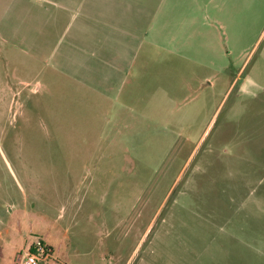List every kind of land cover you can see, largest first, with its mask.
<instances>
[{
	"label": "rangeland",
	"instance_id": "rangeland-1",
	"mask_svg": "<svg viewBox=\"0 0 264 264\" xmlns=\"http://www.w3.org/2000/svg\"><path fill=\"white\" fill-rule=\"evenodd\" d=\"M184 1L207 56L169 77L176 120L207 95L178 136L162 94L154 117L106 131L103 109H90L102 95L87 86L102 66L84 81L48 79L73 15L0 0V264H24L38 242L39 264H264V0Z\"/></svg>",
	"mask_w": 264,
	"mask_h": 264
},
{
	"label": "crops",
	"instance_id": "crops-1",
	"mask_svg": "<svg viewBox=\"0 0 264 264\" xmlns=\"http://www.w3.org/2000/svg\"><path fill=\"white\" fill-rule=\"evenodd\" d=\"M41 1L70 13L74 18L72 27L66 33L71 48L64 51V57L61 54L58 56L48 79L54 81V75L59 74L76 82L84 81L82 78L97 75L94 74L97 73V64L102 66L103 70L98 72L103 76L102 80L96 81L95 78V82L88 81L87 86L94 93L92 98L102 95V102L92 103L90 109L92 117H98L94 110L103 109L106 131H109V126L125 125L131 116L134 120L144 114L154 117L153 112L146 110L154 109L160 94L163 98L167 97L166 103L172 101L175 105L173 97H168L169 77L176 70L184 74L186 62H195L199 69L205 67L201 63L207 56L205 29L201 23H193L184 15L191 9L184 0H67L69 5L59 0ZM43 25L47 23L41 22L40 26ZM67 26L68 29L69 24ZM47 29L50 30L49 27ZM68 54L71 56H66ZM245 62L246 59L235 71L223 98L232 86H236L244 72ZM195 74L194 86L199 89L204 79L200 73ZM36 83L37 86L42 84ZM245 88L241 89L246 94L249 91ZM206 95L194 109L185 110L184 115L188 117L185 124L176 120L179 105L167 108L168 118L164 124L174 135L183 129L186 135L193 131ZM206 131L207 128L201 132L197 144Z\"/></svg>",
	"mask_w": 264,
	"mask_h": 264
},
{
	"label": "built area",
	"instance_id": "built-area-1",
	"mask_svg": "<svg viewBox=\"0 0 264 264\" xmlns=\"http://www.w3.org/2000/svg\"><path fill=\"white\" fill-rule=\"evenodd\" d=\"M35 247V251H31L30 248L23 256L24 264H39L40 262H46L48 256L44 252V247L41 242H38Z\"/></svg>",
	"mask_w": 264,
	"mask_h": 264
},
{
	"label": "trees",
	"instance_id": "trees-1",
	"mask_svg": "<svg viewBox=\"0 0 264 264\" xmlns=\"http://www.w3.org/2000/svg\"><path fill=\"white\" fill-rule=\"evenodd\" d=\"M43 245V244H42ZM43 247H44V252H45V250H47V248L45 247V245H43ZM30 250L31 251H35V247L32 245L31 247H30Z\"/></svg>",
	"mask_w": 264,
	"mask_h": 264
}]
</instances>
